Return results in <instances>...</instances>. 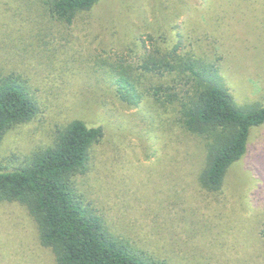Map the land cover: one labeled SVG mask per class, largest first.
<instances>
[{"label":"rangeland","instance_id":"rangeland-1","mask_svg":"<svg viewBox=\"0 0 264 264\" xmlns=\"http://www.w3.org/2000/svg\"><path fill=\"white\" fill-rule=\"evenodd\" d=\"M176 46L214 63L239 104H264V0H101L71 24L43 0H0V79L21 81L39 107L4 135L0 161L19 165L75 119L102 126L74 184L114 234L168 264H264V125L210 191L205 142L176 105L118 93L120 62ZM0 264H55L19 203L0 205Z\"/></svg>","mask_w":264,"mask_h":264},{"label":"trees","instance_id":"trees-1","mask_svg":"<svg viewBox=\"0 0 264 264\" xmlns=\"http://www.w3.org/2000/svg\"><path fill=\"white\" fill-rule=\"evenodd\" d=\"M100 1L43 3L53 17L71 24ZM153 51L143 54L138 67L119 63L118 93L130 104H139L146 92L163 104H175L179 123L205 142L202 186L220 191L229 169L247 153L252 130L264 125V104H239L212 62L179 52L177 46ZM38 110L21 81L0 79V142L11 127L31 121ZM103 136L102 126L75 119L19 165L0 161V205L19 203L27 211L55 264H168L114 234L76 192L74 177L87 170L91 149Z\"/></svg>","mask_w":264,"mask_h":264}]
</instances>
